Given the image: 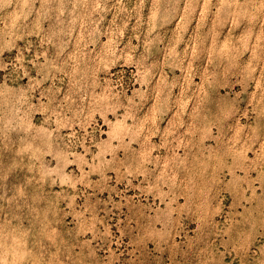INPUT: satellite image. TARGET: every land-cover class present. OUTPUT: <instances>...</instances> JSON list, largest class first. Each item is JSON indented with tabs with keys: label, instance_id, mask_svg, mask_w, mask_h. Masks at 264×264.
<instances>
[{
	"label": "rangeland",
	"instance_id": "1",
	"mask_svg": "<svg viewBox=\"0 0 264 264\" xmlns=\"http://www.w3.org/2000/svg\"><path fill=\"white\" fill-rule=\"evenodd\" d=\"M0 264H264V0H0Z\"/></svg>",
	"mask_w": 264,
	"mask_h": 264
}]
</instances>
